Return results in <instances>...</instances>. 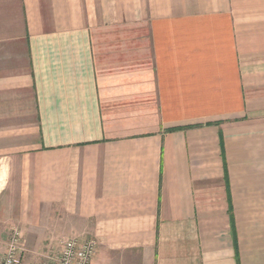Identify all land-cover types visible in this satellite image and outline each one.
Returning a JSON list of instances; mask_svg holds the SVG:
<instances>
[{
	"label": "crops",
	"instance_id": "0c3cea01",
	"mask_svg": "<svg viewBox=\"0 0 264 264\" xmlns=\"http://www.w3.org/2000/svg\"><path fill=\"white\" fill-rule=\"evenodd\" d=\"M264 264V0H0V260Z\"/></svg>",
	"mask_w": 264,
	"mask_h": 264
},
{
	"label": "built area",
	"instance_id": "2783aa9c",
	"mask_svg": "<svg viewBox=\"0 0 264 264\" xmlns=\"http://www.w3.org/2000/svg\"><path fill=\"white\" fill-rule=\"evenodd\" d=\"M97 248L94 240L70 238L61 243L58 254L41 264H92ZM23 242L19 231H12L0 264H22Z\"/></svg>",
	"mask_w": 264,
	"mask_h": 264
}]
</instances>
